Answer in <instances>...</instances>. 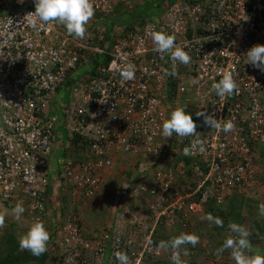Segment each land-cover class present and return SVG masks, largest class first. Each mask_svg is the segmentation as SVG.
<instances>
[{"label":"built area","instance_id":"obj_1","mask_svg":"<svg viewBox=\"0 0 264 264\" xmlns=\"http://www.w3.org/2000/svg\"><path fill=\"white\" fill-rule=\"evenodd\" d=\"M91 3L92 21L85 38L78 39L56 22L38 25V30L29 26L24 18L35 11L34 0H0V202L26 205L29 224L39 219L51 227L55 253L47 264H118L116 251L126 252L132 264H149L164 260L165 254L152 243V230L135 251L136 239L125 232L124 221L86 234L78 216L63 215L54 195L49 208L58 127L62 124L70 138L94 140L84 162L59 158L60 181L76 198L94 197L122 155L134 158L141 172L153 171L151 183L117 190L118 196L153 198L148 231L157 222H183L203 213L209 201L223 203L233 193L247 191L255 183L264 144V72L247 63L246 53L253 45H264V0H175L159 22L125 23L113 44L102 40L103 16L136 3ZM153 28L174 35L191 62L174 63L167 53L153 51ZM103 53L110 60L97 75H78L93 55ZM129 63L134 78L123 80L118 68ZM173 67L176 75H166ZM226 72L232 73L239 94L222 100L212 84ZM62 86L68 87L69 98L60 116L54 103ZM193 104L195 112L214 114L222 123L231 120L234 129L217 131L198 117L203 151L197 147L185 155L194 138H166L162 123L175 108ZM70 138L63 141L67 148ZM78 144L84 146L83 140ZM185 156L192 159V174L171 165ZM154 255L159 259H148Z\"/></svg>","mask_w":264,"mask_h":264},{"label":"clouds","instance_id":"obj_2","mask_svg":"<svg viewBox=\"0 0 264 264\" xmlns=\"http://www.w3.org/2000/svg\"><path fill=\"white\" fill-rule=\"evenodd\" d=\"M20 2H22V0H20ZM34 3L35 11L27 13L24 18L29 26H31L34 30H38V25H47L56 22L66 28L68 35L74 36L78 39L85 38L86 25L94 15L91 0H34ZM150 38L154 44L153 51L160 54L167 53L174 63L178 61L181 64L188 65L191 62L190 55L176 43V37L174 35L167 34L164 31H157L153 28L150 32ZM246 56L247 63H250L254 68L259 69L261 72H264V45H253L247 51ZM118 71L123 80H131L134 78V65L130 63L118 68ZM166 75L174 77L176 75L175 67H173L171 72H166ZM212 90H214L222 100L226 97H231L233 94H239L238 85L233 78L232 73L230 72L224 73L222 75V78L218 82L213 83ZM196 116L203 117L204 124L209 126L211 129H216L217 131H223L225 133L231 132L234 129V124L231 120L224 121L222 123L215 117L214 114H208L204 111H197ZM162 134L166 138H171L173 134L181 139L185 137H193L194 139L192 140L190 147H186L184 149L185 155L192 154L193 150H195L197 147H199L200 150L203 151L204 142L198 138L197 124L193 120L192 116L187 113L184 108L177 107L170 112L169 118L165 119L162 123ZM259 150V153L261 155L262 151L264 152V144L260 147ZM131 160L129 161L130 163ZM133 164L137 166V170H135L133 176H135L136 174L137 176L131 181H127L128 183L125 182L124 184L120 185L119 188L123 185H135L144 181H147L148 183L152 182L154 178L153 171H150L149 173L147 171L141 172L136 161H134ZM181 168L183 169L182 166ZM137 177H143V181L137 182ZM144 178L147 179L144 180ZM256 180L257 179L255 177V183H253L252 186L257 183ZM118 189H116V191L114 192L115 199L117 200L116 204H118L119 197L117 195ZM247 192L248 190L243 194L245 196H250L247 194ZM236 193L242 194L240 192ZM123 196L128 200L130 199V201L136 202H138V199L141 198V196H146L151 201L153 200V198L151 196L148 197L147 194H142L139 197H129L125 195ZM12 207L14 208V206ZM205 210L203 213L197 215L198 218L204 217ZM258 210L259 215L264 216V202L259 204ZM24 211L25 209L20 203H18L15 208L12 209V212L14 213L17 220L20 219ZM121 211L122 209L118 211L119 221L117 225L124 221L122 215L125 213H122ZM147 212L151 213V210L150 208H148V206ZM62 213L65 216L63 209ZM6 215V212H0V228H3L5 226ZM183 219H185V221L181 222V224H184V226L186 227L188 226V223L192 221L191 218ZM204 219L209 223L216 225L217 227H224V221L220 217L214 216L211 213H208L204 217ZM111 225L116 226L113 223ZM227 228L230 234L224 239L222 245L215 250V255L219 257L225 251H229L230 256L234 260L235 264H264V255L260 254L259 252L253 251V245L251 244V241L249 239L251 233L244 226L235 222H229ZM101 230L102 229L100 228L98 230H95L94 232ZM50 239L51 234H49V232L45 228L44 223L41 220L36 219L29 225L27 231L19 236V248L21 251H28L32 255L39 257L47 251V244ZM199 241L200 237L195 234L181 233L179 236L173 237L168 241H160L158 244V248L164 250L166 249L165 254L168 253L167 249L172 250V264H189L188 262L181 260V246L190 244L192 245V247H195L199 243ZM188 254V250L185 249L183 255L187 256ZM114 256L118 261V264H132V261L129 259L126 252L116 251L114 253ZM165 260L167 259H164L161 262L163 264H167ZM187 261H189V259ZM153 263L158 264L156 261Z\"/></svg>","mask_w":264,"mask_h":264},{"label":"trees","instance_id":"obj_3","mask_svg":"<svg viewBox=\"0 0 264 264\" xmlns=\"http://www.w3.org/2000/svg\"><path fill=\"white\" fill-rule=\"evenodd\" d=\"M175 0H153L152 2H155L154 5L156 6H161L163 9V12L158 15L160 16L158 19L153 17H149L147 16V14H145L144 12H142L143 8H147V4L146 3H142L141 2L137 3L134 8L132 9H127L125 8L123 5H119L118 6V13L117 15H114L112 18H108L103 19L105 21V25L106 27L104 28V32L102 34V40H106L107 42H109V44H113V42L116 41L117 39V33L118 31L121 29V27L125 24V23H136V22H143L145 19H151L153 21L159 22L162 19V17L164 16V14L167 12V10L170 8V6L174 3ZM135 2V0H134ZM110 60V57L108 54L103 53V54H95L92 56L91 58V62L89 63L88 66L82 67L79 71H78V75L79 76H86L87 78H90L94 75L98 74V69L100 68V66L102 65H106ZM71 83V82H70ZM69 83V84H70ZM69 84H66L69 86ZM59 93H60V97L58 100H56V102L54 103L57 106V110L55 111V114L57 115L58 112H60V107L63 106V104H66L68 102V87L66 86H62L59 89ZM187 113H189L193 120L195 122H197L199 119L196 116V105H190L187 109H185ZM62 122V117H59L58 119V125L59 123ZM58 131L62 132V136L63 138H65L64 142L69 139V135L67 134V132L65 131V129L63 128V125L61 124L58 127ZM72 145L71 147L67 148L65 147V143H63L61 145V151L58 154V159L62 158V157H66V156H70L72 157L75 161L77 162H84L87 159V155L86 152L87 150L90 148L91 143L93 144L94 140L91 139V143H90V139L83 137L81 135H75L73 137L70 138ZM84 143V146H79L78 143L82 142ZM192 159L190 157H176L174 161H171V165L179 167L182 166L184 170H186L187 174H192L193 171L190 170V163H191ZM132 173H130L129 175H131ZM139 174V173H138ZM137 176V174L135 176H131V178L128 180L131 181L132 179H134ZM138 178V177H137ZM136 178V179H137ZM147 178H144V180H146ZM135 181V180H134ZM142 182L143 181V177H139L137 179V182ZM127 182V183H128ZM184 185V182H180V186L181 188H183L182 186ZM195 183H191L190 187H194ZM185 187V186H184ZM148 197H150L149 195H147ZM129 200L126 199L124 196H119L118 197V203H120V206L122 207H127V205H125L126 203H128ZM227 203L223 202V203H218V202H207L206 203V210H205V215L204 217L208 214L211 213L214 216L220 217L223 221H224V227H217L216 225L213 224V226L209 225V227H204L205 224H207L208 226V221L203 218H199L196 219V230H203L202 228H206L207 231H209L210 233L208 234L209 236L206 237V242L207 244L210 243L212 244V246L214 248L211 249L210 252H206L205 247H200L198 245H196L195 247H190L188 248V253L190 254V259H189V264H201L200 259L196 258V255L198 257V250L202 248L203 252L209 255H211V257H218L217 255H215V250L217 248H219L224 239L230 234L227 228V225L229 222H235L237 224H240L242 226H244L250 233V241L251 244L253 245V251L259 252L260 254L264 255V218L263 217H259V210H258V206L260 203H262L260 200H256V199H250L249 196H245L244 194H239V193H234L233 196H231L227 201ZM125 203V204H124ZM2 204H10V203H2ZM255 205V206H254ZM10 206V205H9ZM12 206V205H11ZM246 207V208H245ZM244 210H247V212L251 215H253L254 219L248 220L245 215H244ZM253 210V211H252ZM256 215V217H255ZM250 219V218H249ZM201 234V233H200ZM204 235L203 233L201 234V236ZM161 239L164 241L163 237L160 238L159 236H155V238H153V243L154 244H158ZM262 244V245H261ZM192 248V249H191ZM172 253V250H171ZM223 254H227L230 255L229 251H225ZM11 255L12 257H17V259H14V262L17 260H21L22 263H25L26 261L23 259H28L32 260L34 259V261L38 260L39 264H46L47 263V257H48V251H46L43 255L37 257L32 255L30 252L28 251H21L19 254L16 253V255H14V253L9 252L8 256ZM13 257V258H14ZM203 260V259H202ZM11 263H13V260L11 261ZM10 263V264H11ZM149 264H155L153 262H149ZM216 264H226V263H221L216 261Z\"/></svg>","mask_w":264,"mask_h":264},{"label":"rangeland","instance_id":"obj_4","mask_svg":"<svg viewBox=\"0 0 264 264\" xmlns=\"http://www.w3.org/2000/svg\"><path fill=\"white\" fill-rule=\"evenodd\" d=\"M153 0H143L141 1L140 4L142 3H146L147 4V8H143L142 12H144L145 14H147V16L149 17H153L157 18L158 15H160L163 12V9L161 6H156L154 5L155 2H152ZM136 3H139V0H135ZM60 115V112H58ZM61 116V115H60ZM134 163V158L131 160V163L126 164L125 167L122 171L123 173H121V171L119 173H121L120 175V179L118 181L115 182L114 184V188L117 187V189L119 188L120 185L124 184L125 182H127L131 176L134 174L135 170H137V166L133 164ZM258 166H259V170L257 173V177L256 179H259L260 184L257 182L254 186L249 187L247 194L248 195H253L252 197L249 196L250 199H256L257 201L260 200L261 202H264V152L262 151V154L260 155L258 161ZM130 173H132L131 175H129ZM183 174V173H182ZM180 173L179 175V181L182 182L183 181V175ZM184 182V181H183ZM101 190V189H100ZM102 192H107V190L102 189ZM244 192H242L243 194ZM114 196V195H113ZM96 199V196L94 198H76L74 197L71 193H69L68 196H66L65 201H59L60 202V206H65L68 209V212H66V217H68L69 214H75L76 216H78L79 221H85L87 219V224L91 227H96V228H101V229H105L109 226H107V222H106V217L108 215V209L106 208L107 206H105L102 210L101 209H93V207H91L90 202L91 200ZM109 200V199H108ZM113 200V199H112ZM58 201V200H57ZM104 200H100V205H104L103 203ZM108 202V201H107ZM54 203V202H53ZM62 203V205H61ZM116 204L117 200L114 198L112 204ZM151 200L149 198H147L146 196H141V198L138 199V202L136 201H130L128 203H124L125 205H127V207H121L120 209H122V213H125L126 215H128L125 219H124V223L123 226L128 227V232L130 231L129 234H131L135 239V245H134V249L135 251H140V249L143 247L141 242H144V238L146 240V235H148L149 232H153L152 234V240L153 238H155V236H159L160 238L163 237L164 241H168L173 237L179 236L181 233H189V234H195L197 236L200 237V241L197 244L200 247H205L206 252H210L212 248H214L212 246V244L206 242V237H208L209 235V231H207L206 228L204 227H209V225L213 226V224L208 222V226L207 224H205V226L202 228L203 230H196V219L198 218V214L195 215H190L189 218L192 219L191 222L188 223V226H184V224H181V220L180 219H174V221H171L170 223H167L166 220L162 221V222H157V224L154 226V229H151L150 227V231H148V223L151 222L152 219V213H148L147 212V206L148 204H151ZM227 203V202H225ZM255 206V205H254ZM8 208V207H7ZM246 208V207H245ZM63 209V208H62ZM66 209V210H67ZM253 211V210H252ZM10 213H7V215H13V212L9 209ZM115 216L112 217L111 223L115 224V222L118 223L119 221V215L118 212H114ZM244 215L248 220H253L254 216L249 214L247 212V210H244ZM14 217V216H13ZM256 217V215H255ZM258 217V216H257ZM256 217V218H257ZM259 217H263L259 215ZM250 218V219H249ZM12 219V217L10 218V220ZM14 222V221H13ZM131 228V230H130ZM203 233L204 235L201 236V234ZM49 234H52V231L49 230ZM264 237V235H263ZM133 238V239H134ZM162 241V239H161ZM159 244V243H158ZM158 244L156 243L155 245L158 247ZM262 245V244H261ZM192 245L188 244V245H183L181 246L180 249V253H181V260L182 261H186L188 263H190L189 261H187L188 259H190V254H188L187 256L183 255V252L185 249L188 250V248H190ZM192 249V248H191ZM198 250V257L196 255L197 259H200L201 264H216V261L218 262H223L226 264H235L234 260L231 258L230 255L227 254H222L219 257H211V255L204 253L202 248L197 249ZM166 251V249H165ZM166 254H164L163 257H161L160 259H167L165 260L167 262V264H172V260H171V249H167ZM148 259H159L157 258L156 255H154L153 257H150ZM203 259V260H202ZM162 260H156V262L158 264H163L161 262ZM186 264V263H185Z\"/></svg>","mask_w":264,"mask_h":264},{"label":"crops","instance_id":"obj_5","mask_svg":"<svg viewBox=\"0 0 264 264\" xmlns=\"http://www.w3.org/2000/svg\"><path fill=\"white\" fill-rule=\"evenodd\" d=\"M140 2L143 0H139ZM116 12L118 13V10L116 9ZM116 13V15H117ZM115 14H111V15H105L102 18V22H103V26L106 27L105 25V21L108 18H112ZM160 16L157 17V19ZM92 19V18H91ZM105 19V21L103 20ZM92 20H90L88 22V24L86 25V28L89 27V24ZM62 132H60V134L58 135L57 138V147H56V157L54 158V160L52 161V166H51V184L49 185V190H48V200H47V204L49 206V208L51 209L53 207V195L54 198H56L57 200H59L60 202L65 201L66 196L69 195V192L66 191L63 187L62 182L60 181V176H59V159H58V154L60 153L61 149V145L63 143V141L65 140V138H63V134H61ZM131 158L129 156L126 155H122L121 157H118L116 159V162L114 164V167L110 173V175L106 178V181L104 182L101 190L98 192V194L96 195V199H93L90 202L91 207H93V209H103L105 206H107L106 208L108 209V215H107V219L106 222L108 223L107 226H110L112 217L115 216L114 212H118L121 208L120 203L118 204H112L115 196H113L117 189L114 188V184L116 181H118L120 179V175L121 173H123V169L126 168L125 165L129 164ZM125 170V169H124ZM121 171V173H119ZM257 177V175H256ZM259 184V179L256 180ZM102 189L107 190V192H102ZM251 197L253 195H250ZM94 198V197H93ZM87 199V198H86ZM92 199V198H91ZM104 200L103 203L104 205H100V200ZM109 199V200H108ZM113 199V200H112ZM108 201V202H107ZM62 205V203H61ZM25 209L24 213L21 215L20 219L17 220L15 218V215L13 213V215H6L5 217V226L1 229V234H0V264H10L11 261L13 260V263L11 264H39V261L36 260L34 261V259L29 260L28 259H23L26 262L22 263L21 260H17L14 262V259H17V257H12L11 255L8 256L9 252L14 253V255H16V253H20L21 250L19 248V242H18V238L21 234L25 233L27 231V228L29 227V223L27 221V207L26 205H22ZM8 204H2L0 203V212L1 213H10L9 209L12 211V209L14 208L12 206H9L8 208ZM63 208V212L66 216V212H68L67 207L65 206H61ZM67 209V210H66ZM118 215V214H117ZM14 216V217H13ZM112 216V217H111ZM12 217V219L10 220V218ZM14 221V222H13ZM116 225L118 224L117 222H115ZM115 225V224H114ZM47 229V231L49 232V228L51 227H45ZM82 228L84 230V233L86 234H91L93 233L95 230H98L100 228H96V227H90L87 224V219L85 221H82ZM125 230H128V227H124ZM131 230V228H130ZM126 233L128 231H125ZM52 244V240L50 239L48 244H47V251H48V259L46 260L47 263L53 254L55 253V250L53 249V247H51ZM46 263V264H47Z\"/></svg>","mask_w":264,"mask_h":264}]
</instances>
